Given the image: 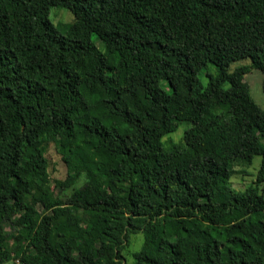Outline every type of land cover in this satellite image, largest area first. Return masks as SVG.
<instances>
[{"label":"trees","instance_id":"1","mask_svg":"<svg viewBox=\"0 0 264 264\" xmlns=\"http://www.w3.org/2000/svg\"><path fill=\"white\" fill-rule=\"evenodd\" d=\"M54 8L74 16L63 35ZM253 70L264 0H0V260L264 264ZM255 157L256 179L235 189Z\"/></svg>","mask_w":264,"mask_h":264},{"label":"rangeland","instance_id":"2","mask_svg":"<svg viewBox=\"0 0 264 264\" xmlns=\"http://www.w3.org/2000/svg\"><path fill=\"white\" fill-rule=\"evenodd\" d=\"M50 21L53 23V25L58 29L60 34H65L68 28L72 23H74V16L72 13L67 10L66 8H54L51 10V13L49 15ZM93 40L96 42L97 46L100 47V43L97 41V38L94 37ZM249 64V61H241L238 63H235L232 66L231 70H234L237 67H240L242 65ZM211 74L216 76L217 71H215L213 66H209L207 69H205L202 74L200 75V80L202 85L206 86L209 78L207 74ZM247 84L250 87L251 95L255 102L264 109V73L253 70L251 73H249L246 76ZM187 129V126L184 124L180 127L177 133L168 135L164 139V146L166 148H169L171 143L179 144L184 136V133ZM47 158L49 160V171L51 175V179L53 181L58 180H65L67 177V167L65 163L62 161L61 156L58 154L55 145H50L47 152ZM262 163V157H255L253 159V162L250 166L244 167L241 165H238L235 167V174L231 180L232 185L237 190H244L246 187H248L257 176V173L261 167ZM142 236V235H140ZM143 238L141 242V238L134 237L133 239V245L131 248L127 249L128 253L131 251H136L142 246Z\"/></svg>","mask_w":264,"mask_h":264},{"label":"built area","instance_id":"3","mask_svg":"<svg viewBox=\"0 0 264 264\" xmlns=\"http://www.w3.org/2000/svg\"><path fill=\"white\" fill-rule=\"evenodd\" d=\"M0 264H23L20 259L0 260Z\"/></svg>","mask_w":264,"mask_h":264}]
</instances>
